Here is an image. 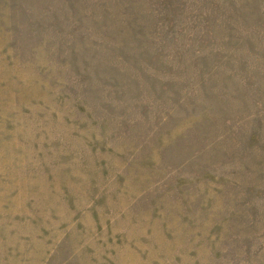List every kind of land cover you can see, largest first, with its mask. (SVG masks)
<instances>
[{
    "label": "rangeland",
    "instance_id": "obj_1",
    "mask_svg": "<svg viewBox=\"0 0 264 264\" xmlns=\"http://www.w3.org/2000/svg\"><path fill=\"white\" fill-rule=\"evenodd\" d=\"M0 264H264V0H0Z\"/></svg>",
    "mask_w": 264,
    "mask_h": 264
}]
</instances>
